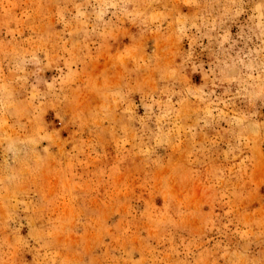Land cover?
<instances>
[{"label": "rangeland", "instance_id": "1", "mask_svg": "<svg viewBox=\"0 0 264 264\" xmlns=\"http://www.w3.org/2000/svg\"><path fill=\"white\" fill-rule=\"evenodd\" d=\"M0 264H264V0H0Z\"/></svg>", "mask_w": 264, "mask_h": 264}]
</instances>
